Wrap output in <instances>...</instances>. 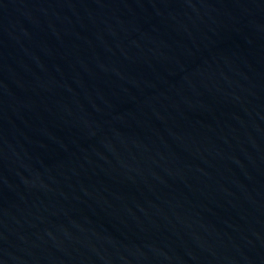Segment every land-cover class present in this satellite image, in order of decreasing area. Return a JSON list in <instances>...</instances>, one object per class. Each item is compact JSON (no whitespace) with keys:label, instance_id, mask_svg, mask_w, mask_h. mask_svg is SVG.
<instances>
[{"label":"water","instance_id":"1","mask_svg":"<svg viewBox=\"0 0 264 264\" xmlns=\"http://www.w3.org/2000/svg\"><path fill=\"white\" fill-rule=\"evenodd\" d=\"M0 264H264V0H0Z\"/></svg>","mask_w":264,"mask_h":264}]
</instances>
